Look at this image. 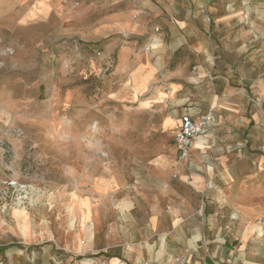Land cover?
<instances>
[{"label":"rangeland","instance_id":"1","mask_svg":"<svg viewBox=\"0 0 264 264\" xmlns=\"http://www.w3.org/2000/svg\"><path fill=\"white\" fill-rule=\"evenodd\" d=\"M172 14L214 26L210 42L222 51V70L244 67L264 77V61L238 58L264 42V0H0V178L15 173L37 188L26 204L41 232L52 234L30 246L7 244L0 264H95L72 253L103 246L114 202L156 158L174 152L175 128L162 127L172 110L171 84L193 95L198 87L173 71L185 61L181 74L191 75L199 57L187 45L171 53L165 20ZM126 18L138 30L114 28ZM151 36L162 39L160 47H149ZM249 39L241 53L229 52ZM139 60L156 66L145 85L132 75ZM248 101L261 109L253 96ZM212 109L217 120L222 107ZM226 133L219 128L215 135ZM237 149L214 169L231 173L229 203L257 211L264 224V145Z\"/></svg>","mask_w":264,"mask_h":264},{"label":"crops","instance_id":"2","mask_svg":"<svg viewBox=\"0 0 264 264\" xmlns=\"http://www.w3.org/2000/svg\"><path fill=\"white\" fill-rule=\"evenodd\" d=\"M134 25L126 18L117 21L114 28L138 30ZM165 26L170 33L171 53L187 45L199 61L191 75L181 74L185 61L173 71L175 78L195 83L198 94L187 93L181 83H172L169 94L173 105L171 114L163 118V129L175 128L183 114L197 121L204 110L217 104L222 107L221 115L215 118L213 128L194 139L188 162L177 161L173 141L174 152L156 158L149 173L114 202L111 219L103 221L106 223L103 246L86 249L90 255L72 254L84 263L95 264H264V224L256 219L258 212L233 207L224 194L231 173L214 169L216 160L223 162L235 154L238 156L239 145L245 144L247 148L250 144L264 145L261 113L264 77L254 71L248 73L244 67H239L237 72L235 67L226 65L222 70L219 59L222 51L213 50L210 42L215 32L211 24L201 27L195 16L172 14L165 20ZM150 39L149 44L154 42L159 47L163 42L156 36ZM244 42L252 39L237 42L229 52L240 48L237 52L241 53ZM249 47L256 50L240 54V63L253 58L264 61V42L261 48L258 42ZM165 49L168 51V47ZM222 63L230 60L224 59ZM155 72L156 66L139 60L132 75L142 79L145 85ZM159 95L160 91L157 99ZM250 96L260 103V110L249 105ZM167 118L172 123L165 125ZM219 128L228 133L215 135ZM7 202L0 198V252L9 243L30 246L46 234L52 236L47 230L41 232L36 212L28 208L27 201L19 202L11 196ZM82 220L83 225L88 223L87 219ZM101 220L96 219L95 223L102 225ZM86 232L90 242L93 235L89 228Z\"/></svg>","mask_w":264,"mask_h":264},{"label":"built area","instance_id":"3","mask_svg":"<svg viewBox=\"0 0 264 264\" xmlns=\"http://www.w3.org/2000/svg\"><path fill=\"white\" fill-rule=\"evenodd\" d=\"M214 122L215 117L212 108L197 121H193L188 114L181 115L173 132V141L178 162H188L189 150L193 145L194 139L197 136L205 135L208 130L213 128ZM2 145L1 143V146ZM5 150L6 149L2 148V152L6 154ZM25 175H27V173H25ZM37 191L35 186L28 182L21 181L15 173L9 177L4 176L0 178V198L2 201L7 202L11 196L13 199L15 198L16 201H26L27 199L29 200L32 192ZM7 204H9V202H7Z\"/></svg>","mask_w":264,"mask_h":264},{"label":"bare ground","instance_id":"4","mask_svg":"<svg viewBox=\"0 0 264 264\" xmlns=\"http://www.w3.org/2000/svg\"><path fill=\"white\" fill-rule=\"evenodd\" d=\"M149 47L154 48L155 45L152 43V44L149 45ZM165 96H166V94H165Z\"/></svg>","mask_w":264,"mask_h":264}]
</instances>
